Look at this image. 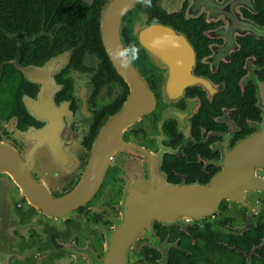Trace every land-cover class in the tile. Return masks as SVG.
Masks as SVG:
<instances>
[{
    "label": "flooded vegetation",
    "instance_id": "af4514ba",
    "mask_svg": "<svg viewBox=\"0 0 264 264\" xmlns=\"http://www.w3.org/2000/svg\"><path fill=\"white\" fill-rule=\"evenodd\" d=\"M109 1L87 0L103 6L94 21L100 38L93 24L77 36L49 28L37 35L42 40L36 37L31 62L18 55L25 66L63 59L48 79L32 82L22 74L19 113L0 118V141L20 154L31 146L35 154L29 185L9 198L0 264H110V239L122 223L130 182L157 170L172 185L208 184L231 150L264 129V0H139L124 15L122 31L156 106L99 164L100 132L132 93L102 36ZM140 25L172 28L189 44L186 61L154 31L145 48L134 32ZM192 75L197 83L189 82ZM25 98L36 104L37 118ZM28 130L36 141L22 138ZM255 173L263 186L241 200L224 199L212 216L154 220L127 264H264V168Z\"/></svg>",
    "mask_w": 264,
    "mask_h": 264
},
{
    "label": "water",
    "instance_id": "95a60500",
    "mask_svg": "<svg viewBox=\"0 0 264 264\" xmlns=\"http://www.w3.org/2000/svg\"><path fill=\"white\" fill-rule=\"evenodd\" d=\"M138 1L111 0L102 14L101 31L105 47L115 67L131 85L132 93L121 111L112 116L100 132L95 145V156L99 164L105 160V156L116 150V146L123 144L122 133L132 128L143 116L150 114L156 106L154 92L136 58L127 48L122 31L124 15ZM147 28L145 25L134 27V32H139L145 48L149 49L153 43L154 31V34L159 33L168 38L160 44L168 46L167 48L181 49L183 60L186 61L185 46L187 44V48L190 47L185 39L177 38L172 28L158 25ZM158 44L155 42L153 48ZM61 59L63 58L53 59L45 67L25 66L19 56L11 63L27 80L36 82L37 78L47 76L51 67L61 63ZM189 82L197 83L198 78L192 75ZM24 103L30 114L37 118L36 104L26 98ZM21 136L25 140H37L34 130L22 132ZM34 155L31 146L20 154L10 143L0 141V240H4L8 230L4 221L7 218L8 221L11 220L8 217L12 214L8 205L9 198L15 194V188L22 191L29 185ZM259 168H264V129L231 150L224 161V170L208 184L172 185L157 176V170L153 173L151 171L146 180L130 182L123 201L122 223L110 239L108 263L127 264L130 248L142 233L152 229L154 220L167 224L181 222L183 218L198 220L217 212L224 199H243L246 190L263 186V182L255 176ZM2 242L4 241H0Z\"/></svg>",
    "mask_w": 264,
    "mask_h": 264
},
{
    "label": "trees",
    "instance_id": "16d2710c",
    "mask_svg": "<svg viewBox=\"0 0 264 264\" xmlns=\"http://www.w3.org/2000/svg\"><path fill=\"white\" fill-rule=\"evenodd\" d=\"M101 5H88L87 0H0V118L19 113L24 77L11 60L22 55L23 64L31 62L27 57L36 50L35 39L42 40L37 35L49 28L73 29L77 36L93 24L100 38L94 21Z\"/></svg>",
    "mask_w": 264,
    "mask_h": 264
},
{
    "label": "rangeland",
    "instance_id": "374dc122",
    "mask_svg": "<svg viewBox=\"0 0 264 264\" xmlns=\"http://www.w3.org/2000/svg\"><path fill=\"white\" fill-rule=\"evenodd\" d=\"M0 124H1V121H0Z\"/></svg>",
    "mask_w": 264,
    "mask_h": 264
}]
</instances>
